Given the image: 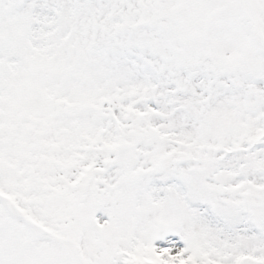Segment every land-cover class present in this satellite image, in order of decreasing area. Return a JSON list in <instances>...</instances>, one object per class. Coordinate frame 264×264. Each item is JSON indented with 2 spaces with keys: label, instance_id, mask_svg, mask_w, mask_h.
<instances>
[{
  "label": "snow or ice",
  "instance_id": "6c2138e0",
  "mask_svg": "<svg viewBox=\"0 0 264 264\" xmlns=\"http://www.w3.org/2000/svg\"><path fill=\"white\" fill-rule=\"evenodd\" d=\"M0 264H264V0H0Z\"/></svg>",
  "mask_w": 264,
  "mask_h": 264
}]
</instances>
